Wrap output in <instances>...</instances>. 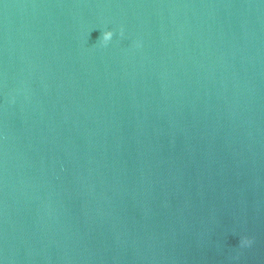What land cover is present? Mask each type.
Masks as SVG:
<instances>
[{
	"label": "water",
	"instance_id": "95a60500",
	"mask_svg": "<svg viewBox=\"0 0 264 264\" xmlns=\"http://www.w3.org/2000/svg\"><path fill=\"white\" fill-rule=\"evenodd\" d=\"M0 261L264 264V0H0Z\"/></svg>",
	"mask_w": 264,
	"mask_h": 264
},
{
	"label": "clouds",
	"instance_id": "9594fccd",
	"mask_svg": "<svg viewBox=\"0 0 264 264\" xmlns=\"http://www.w3.org/2000/svg\"><path fill=\"white\" fill-rule=\"evenodd\" d=\"M113 32L111 30H106L103 32V40L101 43H107L112 40ZM134 46H139L138 42ZM252 243L250 238L240 237L239 238V246L240 247H248ZM0 264H3V261H0Z\"/></svg>",
	"mask_w": 264,
	"mask_h": 264
}]
</instances>
